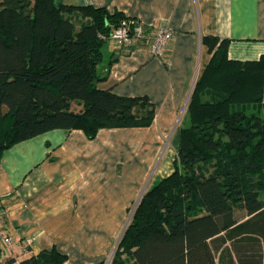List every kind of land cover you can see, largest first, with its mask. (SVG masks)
I'll list each match as a JSON object with an SVG mask.
<instances>
[{"label": "trees", "instance_id": "1", "mask_svg": "<svg viewBox=\"0 0 264 264\" xmlns=\"http://www.w3.org/2000/svg\"><path fill=\"white\" fill-rule=\"evenodd\" d=\"M126 20L62 0H0V156L53 130L93 140L153 124L148 97L99 88L104 47ZM203 42L212 59L175 133L173 171L144 194L111 264H264V54L236 60L229 39ZM67 259L54 247L5 264Z\"/></svg>", "mask_w": 264, "mask_h": 264}, {"label": "crops", "instance_id": "2", "mask_svg": "<svg viewBox=\"0 0 264 264\" xmlns=\"http://www.w3.org/2000/svg\"><path fill=\"white\" fill-rule=\"evenodd\" d=\"M62 1L121 12L150 32L173 30L161 57L146 44L117 48L109 40L104 47L107 79L99 88L148 97L156 118L150 127L101 129L93 140L82 130H53L4 152L0 231L7 232L13 247L9 250L0 237V264L11 258L20 263L54 247L68 256L64 264L108 262L130 223V210L152 186L164 141L182 125L196 82L212 59L203 39H229L231 59L257 60L264 54V0ZM157 168L164 178L163 167Z\"/></svg>", "mask_w": 264, "mask_h": 264}, {"label": "built area", "instance_id": "3", "mask_svg": "<svg viewBox=\"0 0 264 264\" xmlns=\"http://www.w3.org/2000/svg\"><path fill=\"white\" fill-rule=\"evenodd\" d=\"M111 39L114 41L117 48L132 46L134 44H146L154 56L161 57L173 40V32L168 26L150 32L142 22L137 20H126L114 30ZM3 221L4 212L0 207V228ZM0 237L7 248L11 250L13 247V240L7 232L0 231ZM27 242L28 244H32L33 240L29 238Z\"/></svg>", "mask_w": 264, "mask_h": 264}, {"label": "rangeland", "instance_id": "4", "mask_svg": "<svg viewBox=\"0 0 264 264\" xmlns=\"http://www.w3.org/2000/svg\"><path fill=\"white\" fill-rule=\"evenodd\" d=\"M131 20H137V21H140L138 19H131ZM142 22V21H140ZM143 23V22H142ZM144 24V23H143ZM145 25V24H144ZM173 32V30H172ZM173 38H174V32H173ZM112 40V39H111ZM173 41V40H172ZM176 135V134H175ZM175 135L172 134V136H170V138H166V140L164 141V144L160 150V155H159V158L158 160L156 161V163L154 164L152 170H155L154 172H152L151 176H150V182H149V185L153 186L154 184L158 183L160 181V179L162 178H159V175L157 173V167L160 166L159 170L162 169L163 167V170H162V175H164V177L170 175L173 171V166H174V160H175V157H176V150L174 149L175 148V143H177V139H175ZM177 145V144H176ZM173 150L171 153L169 151ZM167 159H169L170 162L167 161ZM151 170V171H152ZM147 192V191H146ZM145 192V193H146ZM144 193V194H145ZM143 194V196H144ZM142 196V197H143ZM142 197H140V199L138 200L139 202L141 201ZM139 202L136 203L135 207H134V210L132 209V212L130 210V213H131V217H130V221L132 220V215L134 214L137 206L139 205ZM123 234V232H122ZM123 236V235H122ZM122 236L120 237V240L119 242L121 241L122 239ZM120 244V243H119ZM119 246V245H118ZM118 248V247H117ZM116 248V250H117ZM116 252V251H115ZM114 252V254H115ZM114 254L111 256V258L108 260V262H106L105 264H111L112 262V259L114 257Z\"/></svg>", "mask_w": 264, "mask_h": 264}, {"label": "water", "instance_id": "5", "mask_svg": "<svg viewBox=\"0 0 264 264\" xmlns=\"http://www.w3.org/2000/svg\"><path fill=\"white\" fill-rule=\"evenodd\" d=\"M133 216V215H132ZM129 225V224H128ZM128 225L126 226V228H125V230H124V232H123V234L122 235H124V233H125V231H126V229H127V227H128ZM123 237V236H122ZM120 243V242H119ZM119 243H118V245H119Z\"/></svg>", "mask_w": 264, "mask_h": 264}]
</instances>
